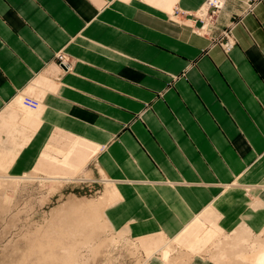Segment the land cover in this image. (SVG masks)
<instances>
[{
    "label": "crops",
    "instance_id": "1",
    "mask_svg": "<svg viewBox=\"0 0 264 264\" xmlns=\"http://www.w3.org/2000/svg\"><path fill=\"white\" fill-rule=\"evenodd\" d=\"M204 2L0 0V171L102 183L107 222L133 239H179L199 216L212 230L178 260L224 264L233 227H264V0L210 21Z\"/></svg>",
    "mask_w": 264,
    "mask_h": 264
},
{
    "label": "rangeland",
    "instance_id": "2",
    "mask_svg": "<svg viewBox=\"0 0 264 264\" xmlns=\"http://www.w3.org/2000/svg\"><path fill=\"white\" fill-rule=\"evenodd\" d=\"M0 174L8 175L4 172ZM44 174L46 173L34 170L27 175L40 177ZM73 175L82 176L78 170ZM5 176L1 178L2 180L0 179V264H185L178 259L181 257L183 260V256L188 253L190 256L194 255L192 252L194 246L191 249L188 244L197 238L204 237L208 231L212 230L210 224L198 216L193 219L188 232L179 239L160 235L147 239H133L128 234L119 236L116 231L111 232L100 225L102 229L100 226L97 227L96 238L87 241L86 237L90 229H69L70 225L64 223V218L70 215L73 204L82 203L86 199L100 201L104 192L100 193L102 183L87 189L83 186L84 182L81 179L62 181L60 184L56 180L47 181V183L44 181V183L35 177H31L32 179L22 177L11 183ZM103 184L106 186V183ZM246 194L252 198L249 192ZM254 196L257 202L252 205H259L263 198H259L257 194ZM64 209L65 212H63ZM98 214L100 219L96 215L97 222L100 221L99 224H101V213ZM242 226L243 224H238L233 228L239 229L237 233L246 236V241L249 243L240 249L239 237H232L229 241L230 245L227 244L228 252L223 259L224 264H239L238 258L235 260L233 258L237 250H243L248 254L252 252L248 246L250 243L264 241V227L261 230L250 229L251 232H249L241 230ZM229 236L218 237L210 243L207 252L211 253V258H215L216 254H218L216 259L220 256V251H217L216 247L217 241ZM143 240L150 243L145 244ZM40 243L44 244L43 249L40 248ZM165 243L160 256V250L155 248ZM149 245L155 249L152 253L154 256L145 252V248ZM164 251L168 252L166 257ZM52 253H55L58 259L43 260ZM170 256L174 257L171 262L168 260ZM190 258L187 260L188 263L191 262ZM200 258L206 264H213L204 256ZM216 262L223 264L219 260Z\"/></svg>",
    "mask_w": 264,
    "mask_h": 264
},
{
    "label": "bare ground",
    "instance_id": "3",
    "mask_svg": "<svg viewBox=\"0 0 264 264\" xmlns=\"http://www.w3.org/2000/svg\"><path fill=\"white\" fill-rule=\"evenodd\" d=\"M2 175L3 174H0V179L2 177L4 178V176H5V174L3 176ZM5 177H7L8 179H10V182L11 183H14V180L19 179V178H22V177H25L26 179H27V177L28 178L29 177L30 178L31 177L32 178L35 177L36 179L41 180L42 182L46 181V183H47V181H50L51 182L53 180L54 181L56 180V181H58L61 184L62 181H67L65 179H52L51 180V179L46 178V177L28 176L27 174L24 175V176H22V177H14V176L12 177V176H9V175H6ZM35 178H34V180H35ZM17 181H19V180H17ZM101 197H102V195H101ZM102 198H100L102 201L101 200L100 201H98V200L95 201V199L94 200H91V199L90 200L89 199L87 200L86 199V201H83L82 203L73 204V205L71 204L72 205V209L70 210V215H68V216L66 215L65 218H64V223L67 224V225H70L68 227L69 229H75V230L76 229H83V230L84 229L85 230L86 229L87 230L90 229V231H88L89 233L87 232L88 233L87 234V237H86L87 241H91V240H94L96 238V234H97V230H98L97 227H99L100 225H102V227L104 226V228L108 229L111 232L114 231L112 229L111 225L107 222V220H106V218H105V216L103 214V210L105 208L103 203H105L104 202L105 199L103 200ZM63 212H65V209H64ZM99 212L101 213V218H102L101 219V224H99L100 221H99V223L97 222V220H98L97 217L99 216V214H98ZM64 214H62V215H64ZM66 214H67V212H66ZM96 215H98V216L96 217ZM99 219H100V216H99ZM100 229H102L101 226H100ZM116 233H117V235L120 236V235H123V234H127V231L126 230L116 231ZM236 236L239 237L238 238L239 239V241H238L239 243L238 244H239V248L240 249H241V247H244L246 244L249 243V242L246 241L247 240L246 236L241 235L239 233ZM43 245H44L43 243H40L39 244V246H40L41 249H43ZM248 246H249V249L252 250V252L247 254L243 250L242 251L237 250L235 252V254H234V257H233L234 260H235V258L236 259L238 258L237 260H239L238 261L239 264H264V241L263 242H259L258 241L256 243H252V244L250 243ZM166 251H164L165 252L164 253L165 257H166V253H168ZM68 257H67V259H68ZM165 257H164V259H165ZM56 259H58V258L55 257V253H52L49 257H46V258L44 257L43 258V260H47V261H55ZM61 262H62V260H61ZM67 262H68V260H67Z\"/></svg>",
    "mask_w": 264,
    "mask_h": 264
},
{
    "label": "built area",
    "instance_id": "4",
    "mask_svg": "<svg viewBox=\"0 0 264 264\" xmlns=\"http://www.w3.org/2000/svg\"><path fill=\"white\" fill-rule=\"evenodd\" d=\"M224 0H205L202 6L198 10V15L203 16L206 20H212L216 14V12L222 7ZM180 13L179 8L174 7L172 9V14ZM205 24H201L198 28H196V32H204ZM234 40L230 36V34L225 33L224 38L220 40V44L224 49H228ZM54 58L56 59L57 63L61 66L62 70H68L70 68V62L67 55L62 50H56L54 52ZM20 103L23 106L28 108H34L37 106V100L31 98L27 95H20L19 96Z\"/></svg>",
    "mask_w": 264,
    "mask_h": 264
}]
</instances>
